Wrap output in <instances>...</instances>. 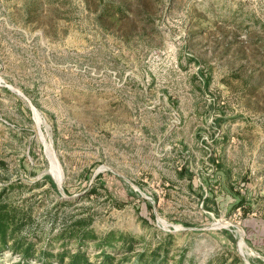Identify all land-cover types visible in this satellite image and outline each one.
Returning <instances> with one entry per match:
<instances>
[{
    "label": "rangeland",
    "instance_id": "374dc122",
    "mask_svg": "<svg viewBox=\"0 0 264 264\" xmlns=\"http://www.w3.org/2000/svg\"><path fill=\"white\" fill-rule=\"evenodd\" d=\"M0 163L54 253L89 219L169 264H264V0H0Z\"/></svg>",
    "mask_w": 264,
    "mask_h": 264
},
{
    "label": "trees",
    "instance_id": "16d2710c",
    "mask_svg": "<svg viewBox=\"0 0 264 264\" xmlns=\"http://www.w3.org/2000/svg\"><path fill=\"white\" fill-rule=\"evenodd\" d=\"M3 198L0 196V257L6 253L15 255L20 259L19 264L33 261L39 264H131L133 258L137 264H169L170 250L164 245L137 252L132 237L114 232L99 237L90 229L92 221L89 219L75 221L60 232L57 241L61 242L62 247L57 253L52 248H41L30 229L33 223L32 209ZM68 242L75 244L76 249H68ZM89 242L98 244L96 248L101 252L96 262L92 261L87 251ZM119 255L121 259H118ZM231 264H239V261H232Z\"/></svg>",
    "mask_w": 264,
    "mask_h": 264
},
{
    "label": "bare ground",
    "instance_id": "6f19581e",
    "mask_svg": "<svg viewBox=\"0 0 264 264\" xmlns=\"http://www.w3.org/2000/svg\"><path fill=\"white\" fill-rule=\"evenodd\" d=\"M57 163H58V162H57L56 160H54V161H53V164H54L53 167L58 168V164H57ZM54 176H55L56 180H57L59 183H61V180H62L61 173H59V171H55V172H54Z\"/></svg>",
    "mask_w": 264,
    "mask_h": 264
},
{
    "label": "water",
    "instance_id": "95a60500",
    "mask_svg": "<svg viewBox=\"0 0 264 264\" xmlns=\"http://www.w3.org/2000/svg\"><path fill=\"white\" fill-rule=\"evenodd\" d=\"M31 108H32V111L34 113L35 119H36L38 125L40 126V121L38 120L39 118H38L37 110L32 104H31ZM58 185L61 187L62 186V181H61V183H58Z\"/></svg>",
    "mask_w": 264,
    "mask_h": 264
}]
</instances>
